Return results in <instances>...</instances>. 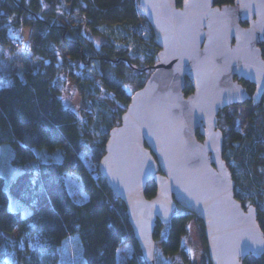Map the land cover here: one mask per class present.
I'll return each mask as SVG.
<instances>
[{
  "label": "trees",
  "instance_id": "trees-1",
  "mask_svg": "<svg viewBox=\"0 0 264 264\" xmlns=\"http://www.w3.org/2000/svg\"><path fill=\"white\" fill-rule=\"evenodd\" d=\"M235 1L214 0L218 7ZM177 2L181 7L183 0ZM23 29H33L32 46L25 49L32 65L23 74L0 72V149L11 146L14 163L29 168L12 194L26 191L20 202L31 213L10 211V199L0 191V264H60L62 246L73 235L80 237L86 264H118V251L129 246L132 255L124 264H174L194 220L207 246L202 221L178 207L169 222L157 221L154 261H146L126 205L99 173L110 134L131 104L128 88L143 90L159 63V48L138 0H0V50L25 45L19 37ZM261 47L264 56V43ZM70 85L80 95V112L64 103ZM193 92L187 81L186 96ZM249 122L247 133L230 122L223 157L236 183V199L244 208H256L264 232V103L251 111ZM25 144L36 152L61 153L63 160L40 161ZM33 173L38 174L34 187L29 184ZM69 174L79 177L86 202L71 196ZM145 194L150 200L156 196L154 181ZM203 264H211L208 257ZM244 264H264V255L249 256Z\"/></svg>",
  "mask_w": 264,
  "mask_h": 264
},
{
  "label": "water",
  "instance_id": "water-1",
  "mask_svg": "<svg viewBox=\"0 0 264 264\" xmlns=\"http://www.w3.org/2000/svg\"><path fill=\"white\" fill-rule=\"evenodd\" d=\"M138 3L159 63L111 132L99 173L126 205L146 261H154L157 221L169 222L178 207L202 221L211 264L261 258L264 232L256 208L245 209L235 197L219 116L264 97V0L222 7L214 0H183L181 7L177 0ZM187 81L194 90L189 96ZM243 82L256 86L253 96ZM153 181L157 194L150 200L145 193Z\"/></svg>",
  "mask_w": 264,
  "mask_h": 264
},
{
  "label": "rangeland",
  "instance_id": "rangeland-1",
  "mask_svg": "<svg viewBox=\"0 0 264 264\" xmlns=\"http://www.w3.org/2000/svg\"><path fill=\"white\" fill-rule=\"evenodd\" d=\"M146 20V19H145ZM147 21V20H146ZM33 29H23L19 37L24 38L25 45L21 48L15 50L12 48L7 50H0V72L3 75H9L13 73L23 74L28 70L32 63L29 55L26 53L25 49L28 46H32L33 40L31 38ZM157 66V65H156ZM156 70H150L148 74V80L146 86L149 84L152 77L155 75ZM8 82L6 85H10ZM2 86V83H0ZM128 93L134 97L139 90L135 86L128 88ZM64 103L67 107L76 109L80 112L81 99L77 89L70 85L67 86V90L64 94ZM264 103V101H263ZM261 103V104H263ZM260 104V105H261ZM260 105H249L236 104L226 110L220 117L219 129L225 134L228 133L230 129V122L232 121L233 126L237 131L242 133H247L250 130L249 116L253 109L259 108ZM222 122V126H221ZM46 153L48 159L46 161L61 162L63 160V154L61 153H50V152H38ZM15 152L14 149L5 145L0 149V175H8L12 170L20 167L14 163ZM85 162L90 168H93L91 161L88 159L87 155L83 156ZM38 160H40L37 157ZM42 161V160H40ZM66 182L69 188L71 196L77 203H84L88 200V196L84 191L83 184L79 180V177L75 174H69L66 176ZM20 207L14 208L12 211H20L24 216H28L31 213V209L25 204L20 202ZM10 207V205H9ZM251 206L248 205L245 209H249ZM176 212H179L177 209ZM205 235V233H204ZM132 255V248L129 246L126 249L118 251V264H124L125 260ZM208 257V248L203 240V232L201 225L196 221H192L189 226L188 234L184 240L183 245V255L176 258L174 264H203L205 258ZM209 259V257H208ZM60 264H86L83 256V249L78 235H73L69 237L62 246L61 260Z\"/></svg>",
  "mask_w": 264,
  "mask_h": 264
},
{
  "label": "snow or ice",
  "instance_id": "snow-or-ice-1",
  "mask_svg": "<svg viewBox=\"0 0 264 264\" xmlns=\"http://www.w3.org/2000/svg\"><path fill=\"white\" fill-rule=\"evenodd\" d=\"M25 149L29 150L31 153L36 155L40 160L46 161L48 159L46 153H38L35 151V149H30L27 144L23 145ZM28 169L26 168H17L15 170H12L10 174L8 175H0V185H2V188H0V191H3L6 196L10 199V211H12L14 208L20 207V201L27 198L28 193L26 191H21L17 196H13L12 194V186L13 184L18 180L19 177L23 176ZM37 173H33L31 180L29 181V184L34 187L37 183ZM249 240H251V237H248ZM254 243H258L257 241H253ZM14 264V262H13Z\"/></svg>",
  "mask_w": 264,
  "mask_h": 264
},
{
  "label": "flooded vegetation",
  "instance_id": "flooded-vegetation-1",
  "mask_svg": "<svg viewBox=\"0 0 264 264\" xmlns=\"http://www.w3.org/2000/svg\"><path fill=\"white\" fill-rule=\"evenodd\" d=\"M244 24H247V26H244ZM242 26H243V27H248V23H243ZM262 43H264V41H262V42L260 43V48H261V50H262V47H261V44H262ZM262 54H263V50H262ZM263 58H264V56H263ZM245 84H249V86H251L252 88H254V90H253V91L249 90L248 86H245ZM243 85H244V87L246 88L247 92H248L251 96H253L254 93H255V90H256V86L253 85V84H251V83H249V82H243ZM263 101H264V97H263L261 103H263ZM261 103H260V104H261ZM247 104H249V105L253 104V105H254V103H253L252 100H251V101H248ZM260 104H259V105H260ZM222 112H223V111H222Z\"/></svg>",
  "mask_w": 264,
  "mask_h": 264
}]
</instances>
